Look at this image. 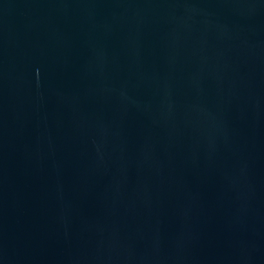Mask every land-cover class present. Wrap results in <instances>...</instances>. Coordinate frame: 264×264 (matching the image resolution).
<instances>
[{
	"label": "water",
	"instance_id": "obj_1",
	"mask_svg": "<svg viewBox=\"0 0 264 264\" xmlns=\"http://www.w3.org/2000/svg\"><path fill=\"white\" fill-rule=\"evenodd\" d=\"M0 264H264V0H0Z\"/></svg>",
	"mask_w": 264,
	"mask_h": 264
}]
</instances>
